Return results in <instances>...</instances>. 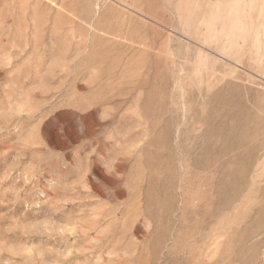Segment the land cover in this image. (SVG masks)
Instances as JSON below:
<instances>
[{
  "label": "rangeland",
  "instance_id": "obj_1",
  "mask_svg": "<svg viewBox=\"0 0 264 264\" xmlns=\"http://www.w3.org/2000/svg\"><path fill=\"white\" fill-rule=\"evenodd\" d=\"M258 44L264 0H0V264H264Z\"/></svg>",
  "mask_w": 264,
  "mask_h": 264
},
{
  "label": "bare ground",
  "instance_id": "obj_2",
  "mask_svg": "<svg viewBox=\"0 0 264 264\" xmlns=\"http://www.w3.org/2000/svg\"><path fill=\"white\" fill-rule=\"evenodd\" d=\"M118 4H120L121 6H123L124 8H127V6L121 4L118 2ZM197 35V34H196ZM231 45H235V44H232V43H227V46H224L225 48V52H223L224 56L229 58L230 60L232 59V50L230 48H227V47H230ZM256 51H257V55H255V57L253 58H249L248 60L253 63L254 65H260L264 68V47H263V44H258L256 46ZM256 56L258 58H256Z\"/></svg>",
  "mask_w": 264,
  "mask_h": 264
}]
</instances>
